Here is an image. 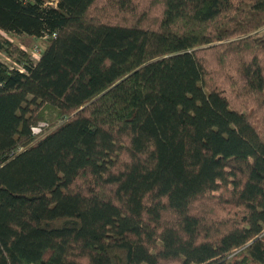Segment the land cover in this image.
I'll use <instances>...</instances> for the list:
<instances>
[{"label":"trees","instance_id":"1","mask_svg":"<svg viewBox=\"0 0 264 264\" xmlns=\"http://www.w3.org/2000/svg\"><path fill=\"white\" fill-rule=\"evenodd\" d=\"M56 1L0 0V264H264V0Z\"/></svg>","mask_w":264,"mask_h":264},{"label":"rangeland","instance_id":"2","mask_svg":"<svg viewBox=\"0 0 264 264\" xmlns=\"http://www.w3.org/2000/svg\"><path fill=\"white\" fill-rule=\"evenodd\" d=\"M1 36L4 37L6 40H9L11 43L16 44L19 47V49H21L22 51H24L28 54L30 53L31 48L35 45L41 49V41L42 40L40 38H37V37H27L26 35H13V34H9V33H8V36H6L5 34H1ZM27 38L30 41L29 46L26 45V43L24 41V40H27ZM5 56H8L10 58V60H7L4 57V58L0 59V61L4 62L8 66L12 65L13 61L17 62L14 58L9 56L8 54H5Z\"/></svg>","mask_w":264,"mask_h":264},{"label":"built area","instance_id":"3","mask_svg":"<svg viewBox=\"0 0 264 264\" xmlns=\"http://www.w3.org/2000/svg\"><path fill=\"white\" fill-rule=\"evenodd\" d=\"M56 3H57L56 0H46V4L51 5V6H55ZM47 38H48V35L43 37V39H47ZM5 54H6L5 52L0 51V56H1L0 59L4 58ZM32 59L35 60L36 58H32ZM9 68L16 69V70H21V71L25 70L24 66L21 63H19V62H13L12 65L9 66ZM43 125H44L43 123H40L38 126L33 127V129H32L33 130V134L34 135L38 134L39 133V128L41 126H43Z\"/></svg>","mask_w":264,"mask_h":264},{"label":"bare ground","instance_id":"4","mask_svg":"<svg viewBox=\"0 0 264 264\" xmlns=\"http://www.w3.org/2000/svg\"><path fill=\"white\" fill-rule=\"evenodd\" d=\"M44 36H46V35H44ZM44 36H42L41 37V39H43V37ZM30 58L32 59V58H39V56H40V54H41V49L38 47V46H33L32 48H31V50H30ZM5 58L7 59V60H10V58L8 57V56H5ZM0 62H2V61H0ZM13 62H15V61H13ZM12 62V63H13ZM2 63H4V62H2ZM19 72H21V73H25L26 71L25 70H23V71H21V70H18ZM33 129V128H32ZM41 131V128H39V132ZM32 132H33V130H32Z\"/></svg>","mask_w":264,"mask_h":264},{"label":"crops","instance_id":"5","mask_svg":"<svg viewBox=\"0 0 264 264\" xmlns=\"http://www.w3.org/2000/svg\"><path fill=\"white\" fill-rule=\"evenodd\" d=\"M10 34V33H9ZM6 36H8V33H6ZM9 39V38H8ZM11 40V39H10Z\"/></svg>","mask_w":264,"mask_h":264}]
</instances>
